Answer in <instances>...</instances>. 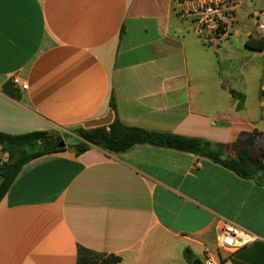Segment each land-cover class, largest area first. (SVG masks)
I'll use <instances>...</instances> for the list:
<instances>
[{
  "label": "crops",
  "instance_id": "crops-1",
  "mask_svg": "<svg viewBox=\"0 0 264 264\" xmlns=\"http://www.w3.org/2000/svg\"><path fill=\"white\" fill-rule=\"evenodd\" d=\"M235 1L230 36L208 46L173 0H0V133L72 137L27 161L0 200V264H188L185 249L213 258L219 219L256 237L221 262L264 264V186L255 180L149 144L80 155L71 147L72 129L113 119V97L128 127L228 147L257 132L262 160L264 44L246 42L259 39L254 13L264 0ZM14 76L28 88L14 87Z\"/></svg>",
  "mask_w": 264,
  "mask_h": 264
},
{
  "label": "trees",
  "instance_id": "trees-1",
  "mask_svg": "<svg viewBox=\"0 0 264 264\" xmlns=\"http://www.w3.org/2000/svg\"><path fill=\"white\" fill-rule=\"evenodd\" d=\"M263 44L264 41L260 38L258 40L250 38L246 42V47L250 50L258 51L262 50ZM4 90L10 93L6 87H4ZM229 92L240 102L243 101L242 94L232 89ZM109 106L114 117L108 126L90 129L78 127L71 130V133L77 138L76 142L71 146L76 155L86 152L91 147L99 148L108 153H123L136 145L149 144L195 155L198 159H204L222 166L241 179H252L258 185L264 186V165L253 149L258 136L257 132L249 135L242 144L228 147L202 138L184 137L125 126L115 116L113 97L110 99ZM239 107H241V103ZM63 137H68V135L63 134L60 136L47 132H33L20 136H11L0 133L1 150L8 153L6 161L0 160V200L11 186L21 167L37 156L63 149V147H57L63 141ZM31 144L40 145L38 151L20 154L15 150ZM41 146H44V148L42 149ZM48 146L53 147L50 148ZM183 256L188 264H192L196 259L189 249L183 251ZM119 262L120 258L109 256L101 264H118Z\"/></svg>",
  "mask_w": 264,
  "mask_h": 264
},
{
  "label": "built area",
  "instance_id": "built-area-1",
  "mask_svg": "<svg viewBox=\"0 0 264 264\" xmlns=\"http://www.w3.org/2000/svg\"><path fill=\"white\" fill-rule=\"evenodd\" d=\"M173 2L179 15L193 20L195 34L204 44L208 46L216 44L230 36L237 5L235 0H173ZM254 19L257 35L264 41V9L255 12ZM11 84L21 90L28 88L26 81L17 76L11 78ZM261 162L264 165V157ZM197 167H200V163H197ZM255 238L251 232L229 220L219 219L216 224L215 248L219 252L233 254L250 245ZM203 264L218 263L208 257L204 259Z\"/></svg>",
  "mask_w": 264,
  "mask_h": 264
},
{
  "label": "water",
  "instance_id": "water-1",
  "mask_svg": "<svg viewBox=\"0 0 264 264\" xmlns=\"http://www.w3.org/2000/svg\"><path fill=\"white\" fill-rule=\"evenodd\" d=\"M112 122V114L108 113V115L102 119L89 121L84 124L85 129L101 127V126H108ZM60 147L63 146V142L60 143ZM192 264H203L200 260L195 259Z\"/></svg>",
  "mask_w": 264,
  "mask_h": 264
},
{
  "label": "rangeland",
  "instance_id": "rangeland-1",
  "mask_svg": "<svg viewBox=\"0 0 264 264\" xmlns=\"http://www.w3.org/2000/svg\"><path fill=\"white\" fill-rule=\"evenodd\" d=\"M64 140L67 142V144H71L72 143V137L71 136H68V137H65ZM39 147L36 148V150H27V153H33V152H36L38 151ZM226 254L224 252H219L217 249L214 251V254H213V260L215 262H217L218 264H230V261L227 259L225 260L224 262H221V257H224ZM225 258V257H224ZM202 263L204 262V259L203 260H200Z\"/></svg>",
  "mask_w": 264,
  "mask_h": 264
}]
</instances>
